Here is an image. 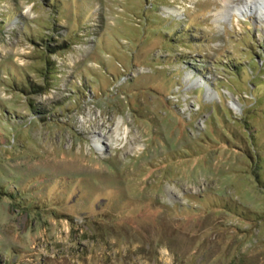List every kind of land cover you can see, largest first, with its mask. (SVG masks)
I'll use <instances>...</instances> for the list:
<instances>
[{"label": "rangeland", "instance_id": "rangeland-1", "mask_svg": "<svg viewBox=\"0 0 264 264\" xmlns=\"http://www.w3.org/2000/svg\"><path fill=\"white\" fill-rule=\"evenodd\" d=\"M0 264H264V0H0Z\"/></svg>", "mask_w": 264, "mask_h": 264}, {"label": "bare ground", "instance_id": "bare-ground-1", "mask_svg": "<svg viewBox=\"0 0 264 264\" xmlns=\"http://www.w3.org/2000/svg\"><path fill=\"white\" fill-rule=\"evenodd\" d=\"M224 1H225V3H228V2L231 1V0H224ZM92 127H97V126H96L95 123H93ZM116 130H118V126L116 127Z\"/></svg>", "mask_w": 264, "mask_h": 264}, {"label": "trees", "instance_id": "trees-1", "mask_svg": "<svg viewBox=\"0 0 264 264\" xmlns=\"http://www.w3.org/2000/svg\"><path fill=\"white\" fill-rule=\"evenodd\" d=\"M49 61V60H48Z\"/></svg>", "mask_w": 264, "mask_h": 264}]
</instances>
